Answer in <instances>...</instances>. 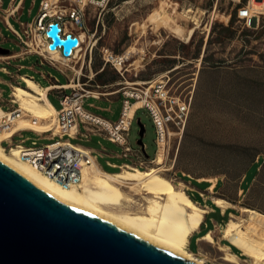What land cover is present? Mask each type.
<instances>
[{"label": "rangeland", "instance_id": "obj_1", "mask_svg": "<svg viewBox=\"0 0 264 264\" xmlns=\"http://www.w3.org/2000/svg\"><path fill=\"white\" fill-rule=\"evenodd\" d=\"M26 1L17 21L12 19L20 33L37 16L42 0H35L34 4L33 0ZM49 1L53 4V13L62 12L68 18L66 10L77 0ZM237 4L238 0H105L101 4L89 3L86 8L89 35L85 63L83 67L82 61L69 66L60 65L70 77H77L71 67L82 68L80 81L86 83L83 87L94 91V94L106 93L101 94L102 99L87 98L84 105L91 112L110 120H117L121 114L119 89L124 79L111 65L105 63V49L117 55L126 54L132 49L127 60V81L169 77L171 93L187 97L192 94L185 134L181 141H174L171 151L175 164L169 161L170 169L164 175L176 186L180 185L181 179L206 182H194L198 190H205L207 183H212L208 178L215 179L218 187L212 191L206 190L207 194L212 198L220 196L227 199L236 219L248 217L264 222V14L247 26L235 15ZM10 11L0 10L4 15ZM68 26L77 28L72 21L68 22ZM0 32L3 34L0 35V47L10 51L0 55L20 53L23 49L21 40L9 29L6 20L3 22L1 18ZM31 39L32 36L28 39L25 37L26 41ZM2 60L0 67L6 66L14 74H24L32 72L28 67L38 62V57L12 59L10 64ZM20 65L25 67L19 71ZM46 66L43 69L51 71L61 83H69L63 73ZM35 77L43 85L50 83L41 74L36 73ZM0 78L4 80L0 83L3 98L9 99L12 92L10 74L0 70ZM54 83L51 81L52 85ZM22 85L26 86L25 83ZM67 91L71 92L70 89ZM56 93L53 91L49 99L59 108L60 100ZM139 119L145 127L143 141L149 157L153 158L157 149V133L153 118L146 108H140L135 114L129 132L130 145L135 151L140 148ZM23 137H29L25 141L26 146H33V141L37 145L50 142L30 131L23 132ZM20 141V137L15 138V142ZM72 142L93 148L99 164L110 172L120 171V168L109 166L108 160L117 165L130 160L105 156L102 153L104 148L114 153L122 149L110 141L99 143L95 137L91 140L72 139ZM4 145L8 146V143ZM259 156L263 160L259 163L257 175L252 182L242 184L243 173ZM253 173L255 169L251 171V177ZM245 185L246 190L243 189ZM126 190L133 194L129 188L126 187ZM136 197L141 198V195ZM193 197L197 199L195 195ZM218 217V213L208 216L207 228L202 232L213 229ZM225 224L222 222V226L217 224L214 228L217 241L222 238L221 230ZM198 236H192L193 250L197 247ZM257 244L264 253V243ZM195 254L203 258L206 264H252V261L254 264H264V259H254L245 254L242 260L246 261L238 263L234 259H223V252L210 243H207L206 250Z\"/></svg>", "mask_w": 264, "mask_h": 264}, {"label": "built area", "instance_id": "obj_2", "mask_svg": "<svg viewBox=\"0 0 264 264\" xmlns=\"http://www.w3.org/2000/svg\"><path fill=\"white\" fill-rule=\"evenodd\" d=\"M103 1L105 0H77L75 4L67 8L68 18H66L62 12L56 11L53 13V4L42 0L37 16L27 23L23 33H20L6 21L9 29L21 40L23 49L20 53L7 55L8 58L3 59V62L10 64V61L15 59L13 56L25 58L28 54H34L39 56L41 64H49L63 73L68 78L69 84L72 82L77 83L75 87H68L66 84H62L59 78L52 73L43 74L44 77L51 78L55 82L53 84L55 87L48 90V86L40 84L41 88L47 89V95L51 90H55L60 100V107L56 112L58 133L55 134L52 130L39 132L42 134L50 133L51 136L50 142L41 145H37L34 141L33 146H26L18 142L11 143L6 147L8 151L11 150L12 146L20 147L18 156L23 161L33 164L47 177L55 180L65 188L82 182L85 166L94 160L97 161V157L91 148L73 143L70 139L65 138L70 136L73 130L77 132L80 124L84 125L87 130L104 133L111 142L122 148L117 155L120 158H129L130 160L121 164L119 166L120 170L124 168L131 170L148 169L155 162L160 151H162L165 162L159 165L168 169L171 166L169 161L172 160V165L175 164V157L172 159L171 151L174 141L176 139L181 141L185 134L192 107V94L187 97L171 93L168 87L169 77H158L153 80L139 82L127 81L125 73L128 71L127 60H129V57L124 56V54L117 55L109 49H105L103 51L105 63L111 65L124 79L120 82L122 86L119 89L122 98L121 114L117 120H110L85 108L84 103L87 98H100L101 94L106 95V93L97 92V94H94V91L86 89L83 87V84L86 83L80 81V75L70 77L60 64L69 66L71 63L77 64L82 61L81 67H83L87 56L86 40L87 35H89L86 8L89 3L101 4ZM252 1L238 0L237 4V17L243 20L247 26H251L256 18L264 14V7L254 9ZM69 21H72L77 28H69ZM55 22L59 24L62 39H66L68 35L78 39V43L69 50L68 54L64 52L62 45L54 49L49 47L52 39L47 35V31L50 25ZM20 24L24 26L23 22H20ZM0 35H3L2 32H0ZM29 36H32L31 41H26L25 37L28 39ZM9 52L8 50L7 53ZM57 53L60 55L59 58L54 56ZM73 67H71L72 71H74ZM2 69L10 74L12 92L9 99H4L0 90V133L9 129L15 120L32 116V113L16 99L14 91L17 85L23 87L22 83H25L24 76L35 80L34 76L19 74L18 72L11 73L6 66H3ZM18 70L20 71L21 67H18ZM68 89L71 92H68ZM135 103L140 104L130 115L132 106ZM140 108L148 109L155 123L157 149L153 158L149 157L147 146L143 141L144 136L142 137L143 144H140L138 151L133 150L129 142L130 127L136 112ZM139 123L142 124L140 119Z\"/></svg>", "mask_w": 264, "mask_h": 264}, {"label": "bare ground", "instance_id": "obj_3", "mask_svg": "<svg viewBox=\"0 0 264 264\" xmlns=\"http://www.w3.org/2000/svg\"><path fill=\"white\" fill-rule=\"evenodd\" d=\"M252 4L260 9L259 7H264V0H253ZM131 52L132 49H129L124 56L129 57ZM54 56L59 58L60 55L57 53ZM73 69L77 75L82 74V68L74 66ZM25 83V87H15L14 96L32 113V116L15 120L9 129L0 133V159L45 192L175 250L189 261L206 264L204 259L190 251L187 245L190 235L197 231L204 221L207 209L189 196L186 191L187 183L183 179L180 185L176 186L164 175L170 167L165 169L159 165L165 162L162 151L147 170L124 168L117 172H109L94 160L85 166L82 182L67 188L47 177L33 164L23 161L18 156L20 147L12 146L8 151L2 141L11 138L18 130L31 129L36 132L52 130L55 134L58 133L57 109L48 99V88L42 89L41 85L30 77H25ZM69 85L75 87L77 83L72 82ZM139 104L135 103L132 106L130 115ZM72 134H75V130ZM126 187L133 194L127 192ZM138 194L141 198L136 197ZM214 200L223 208L231 204L220 196L214 197ZM222 236L254 259H264V253L257 244L264 243L262 220L257 221L248 217L236 219L235 215H232L223 229ZM203 240L211 244L216 243L210 232ZM221 250L228 253L226 260L231 261L237 256L228 247L221 246Z\"/></svg>", "mask_w": 264, "mask_h": 264}, {"label": "water", "instance_id": "obj_4", "mask_svg": "<svg viewBox=\"0 0 264 264\" xmlns=\"http://www.w3.org/2000/svg\"><path fill=\"white\" fill-rule=\"evenodd\" d=\"M47 35L49 47L62 45L66 54L78 43L71 35L62 39L57 22ZM144 133L141 124L139 144ZM0 264L197 263L45 192L0 159Z\"/></svg>", "mask_w": 264, "mask_h": 264}, {"label": "crops", "instance_id": "obj_5", "mask_svg": "<svg viewBox=\"0 0 264 264\" xmlns=\"http://www.w3.org/2000/svg\"><path fill=\"white\" fill-rule=\"evenodd\" d=\"M35 3V0H33V4ZM3 4H4V6H3ZM27 4V1L26 0H0V10L1 11H10L11 9H12V6L14 5V7H13V9H12V11H10L9 12V14L8 15H4L2 12H0V18L3 20V22H4V19L6 20V21H8L11 25H13V27H15L14 26V24H13V22H12V19H14L15 21H17V17L19 18L20 17V15H21V12H22V10L24 9V7H25V5ZM6 7V8H5ZM40 8V7H39ZM21 10V11H20ZM17 14H18V16H17ZM3 17V18H2ZM31 22V21H30ZM2 41H5L4 39L2 40ZM27 56H37V55H34V54H28ZM26 56V57H27ZM13 57H15V59H17L19 56H13ZM25 57V58H26ZM38 57V62H36L35 64L33 63V64H31L28 68L30 69V70H32V72L31 73H24V74H27V75H29V76H34L35 77V74L36 73H38V74H41L42 76H43V78H45V79H47V80H49L50 81V83L49 84H47V85H43V84H41L40 82H38L37 80H36V77H35V80L34 81H36L39 85L41 84V85H43V86H48V89H51V88H54L55 86H53L52 84H51V81H53L51 78H46V77H44V75L43 74H48L49 72L50 73H52L51 71H49V70H47V71H45L44 69H43V67L45 68V67H47L46 65H49V64H41L40 62H39V56H37ZM6 58H8V57H6V56H3V55H0V59H6ZM20 59H22V60H25V58H23V57H19ZM1 62H3V61H1ZM50 66V65H49ZM2 67L3 66H1L0 67V70L1 71H3V72H6V71H4L3 69H2ZM19 67H21V69L22 68H24L25 66L24 65H20ZM9 70V69H8ZM7 73V72H6ZM9 74V73H8ZM19 74H21V73H19ZM25 77H28V76H24V81H25ZM1 82H4V80L3 79H1L0 78V83ZM62 84H66V86H68V87H72V86H70L69 85V83H62ZM53 91H55V90H51L50 92H49V94H48V99H49V96H50V94L53 92ZM96 99H102L101 97L100 98H96ZM104 99H106V100H110V99H108V98H104ZM50 100V99H49ZM52 103V102H51ZM52 105H53V103H52ZM54 106V105H53ZM55 107V106H54ZM56 109H58L57 107H55ZM25 131H30V132H33V133H35V134H37L39 137H41V138H43V139H47V140H50L51 141V136L49 135V134H47V133H39V132H36V131H34V130H31V129H23V130H19V131H17L16 133H14L13 134V136L11 137V138H9V139H4L2 142V144H3V146H5L4 144L5 143H8V146L11 144V143H18V142H15V138L16 137H20L21 138V141L19 142V143H23L24 145H25V141L26 140H29V137H23V132H25ZM95 137H97L98 138V142L99 143H101V142H103L104 140L105 141H110L107 137H106V135L104 134V133H100V132H96V131H94V130H92V131H90V130H87L86 128H85V126L84 125H82V124H80L79 126H78V130H77V132H75V134H71L70 136H66L65 138H68V139H70L71 141H72V139H77V138H82V139H85V140H91V139H93V138H95ZM111 142V141H110ZM74 143V142H73ZM113 143V142H112ZM33 144H34V141H33ZM76 144H79V143H76ZM79 145H81V144H79ZM8 146H5V147H8ZM83 146V145H82ZM86 147V146H85ZM90 148V147H89ZM92 149V151L94 152V154L96 155V157H97V154L95 153V150L93 149V148H91ZM102 153L105 155V156H109V157H113V158H119V159H123V158H120L118 155H117V153L118 152H116V153H114L113 151H111V152H108L107 150H106V148H104V151H102ZM97 161H98V158H97ZM126 162V161H125ZM99 163V162H98ZM124 163V162H123ZM122 163V164H123ZM107 164L109 165V166H111V167H118L119 168V166L121 165H117L116 163H114V162H111V161H107ZM101 165V164H100ZM101 167H102V165H101ZM103 168V167H102ZM104 169V168H103ZM104 170H106V169H104ZM108 171V170H107ZM110 172V171H109ZM243 179H244V177H243ZM197 180V179H196ZM202 180V179H201ZM208 180H210V181H212V183L209 185L208 183H207V187H206V189L205 190H198L197 189V187L194 185V181L193 180H188V181H186V180H184L186 183H187V186H186V188L188 189V194H189V196L195 201V202H197L199 205H202V203L204 202V205H202L203 207H205L206 209H207V212L205 213V218H204V221L202 222V224H201V226H200V228L197 230V231H195L194 233H192L191 235H190V237H189V241H188V245H187V247H188V249L190 250V251H192L193 253H201V251H203V250H206L207 249V243H209V242H207V241H205V240H203V238H204V236L208 233V232H210V233H212L213 234V236H214V228H216L217 227V224H219V226H222V222H226L227 223V221L232 217V215H234V210H232V208H231V206H226L225 208H223L222 206H220V205H218L216 202H215V200H214V197L212 198V196L211 195H209V194H207L206 193V190H210V191H212L213 189H214V187L216 188V187H218V184L217 183H215L214 181H215V179L213 180V179H209L208 178ZM198 181V180H197ZM243 181V180H242ZM198 182H200V183H202L203 181H198ZM205 183V182H204ZM242 191V190H241ZM196 196V198L197 199H194V197L193 196ZM216 197V196H215ZM213 213H218L219 214V219L217 220V221H215L214 222V228L213 229H207L206 231H204V232H202L205 228H207V217L208 216H210L211 214H213ZM226 225V224H225ZM225 227V226H224ZM224 229V228H223ZM222 231V233H223V230H221ZM194 234H199V236L197 237V241H198V244H197V247H196V249H191V239H192V236L194 235ZM215 237V236H214ZM216 239V238H215ZM205 241V242H204ZM207 242V243H206ZM230 244H229V243ZM211 244V243H210ZM213 246H215V247H217V249H219L220 251H222L221 250V246L222 247H228L229 249H230V251L232 252V253H234V254H236L237 256V258L236 257H233L232 259H234L235 260V262H240V261H244V260H242L243 259V255L245 254V255H247V256H249V257H251L250 255H248V254H246L244 251H242V249L241 248H239L236 244H234L233 242H231V241H229L228 239H226V238H224L223 236H222V238L220 239V240H216V243H214V244H212ZM237 246V248L235 247V246ZM234 246V247H233ZM223 252V251H222ZM227 255H228V253H225V252H223V255H222V258L223 259H226L227 258ZM251 258H253V257H251ZM241 259V260H240ZM252 260H254V259H252ZM246 261V260H245ZM252 264H254V261H252Z\"/></svg>", "mask_w": 264, "mask_h": 264}, {"label": "trees", "instance_id": "obj_6", "mask_svg": "<svg viewBox=\"0 0 264 264\" xmlns=\"http://www.w3.org/2000/svg\"><path fill=\"white\" fill-rule=\"evenodd\" d=\"M235 15L237 16V8H235ZM26 84V83H25ZM263 158L261 156H259V158L257 160H254L252 162V164L245 170V172L243 173L244 179L242 181V184L246 183H250L252 182V180L254 179V177L257 175L258 173V168L260 166V161H262ZM255 169V173H253V176L251 177V171ZM251 177V179H250ZM195 183H199L196 179L194 180ZM204 183V181L202 182ZM206 183V182H205ZM244 190H246V185L245 187H243ZM195 199V198H194ZM229 243V242H228ZM230 244V243H229ZM234 247V246H233Z\"/></svg>", "mask_w": 264, "mask_h": 264}]
</instances>
